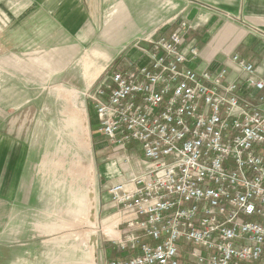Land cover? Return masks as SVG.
<instances>
[{
	"label": "crops",
	"instance_id": "crops-1",
	"mask_svg": "<svg viewBox=\"0 0 264 264\" xmlns=\"http://www.w3.org/2000/svg\"><path fill=\"white\" fill-rule=\"evenodd\" d=\"M175 32L198 50L192 68L216 71L238 55L264 82V0H0V264H106L128 256L115 245L124 226L108 193L119 180V155L98 137L93 150L98 164L109 163L105 180L53 178L68 166L53 162V133L38 130L53 122V94L42 92L55 77L100 75L123 54L142 64L132 43ZM87 59L95 62L88 69ZM240 96L257 104L264 93ZM69 115L60 130L77 134L80 116ZM48 137L42 153L38 142ZM123 154L134 173L149 169L138 147Z\"/></svg>",
	"mask_w": 264,
	"mask_h": 264
},
{
	"label": "built area",
	"instance_id": "built-area-1",
	"mask_svg": "<svg viewBox=\"0 0 264 264\" xmlns=\"http://www.w3.org/2000/svg\"><path fill=\"white\" fill-rule=\"evenodd\" d=\"M143 43L142 64L124 61L87 95L97 136L119 155L108 193L128 256L106 264H264V97L240 96L264 82L238 55L192 68L198 50L176 32ZM133 146L143 174L123 154Z\"/></svg>",
	"mask_w": 264,
	"mask_h": 264
},
{
	"label": "rangeland",
	"instance_id": "rangeland-1",
	"mask_svg": "<svg viewBox=\"0 0 264 264\" xmlns=\"http://www.w3.org/2000/svg\"><path fill=\"white\" fill-rule=\"evenodd\" d=\"M150 37V36H148ZM148 37H142L138 39L136 42L132 43L129 46V50L136 51L137 47L145 46V43H143V40ZM159 37V36H158ZM125 54L120 56L119 61L115 63H110V65L107 66V68H104V70L100 73V75H90L87 77L88 74H92V71L87 70V74L82 76H76V77H69L68 81H60V77H55L53 80V85L48 86L47 90L44 93L45 97H48L53 94L54 103L53 108H48L47 111L51 110L53 114V122L52 127H43L38 128L39 131H51L53 134L50 136H53L55 139L51 146V154L52 159L54 163H61L64 161L65 164L68 166V174L62 172L53 173V178H68V179H88L91 181L96 180H105V174L104 170L106 169L105 166L109 163L98 164V162L95 159V152L94 148L97 147L99 142L101 140L98 138L95 125H96V119H95V112L93 110V106L91 104V101L87 98L88 94H92L96 88L97 83L101 78L105 76L109 71L115 69L118 65H121L124 63V61H129V59L124 60ZM81 63L85 64V67L90 66V63H94L93 60L87 59L85 61H81ZM82 66V65H81ZM59 82V84H58ZM64 82V83H63ZM64 84V85H63ZM69 84V85H67ZM60 92L63 94V98L65 99L66 103L63 105V114L59 110L60 102ZM62 98V97H61ZM57 103H56V101ZM64 101V102H65ZM69 114H78L80 116V132L77 134H70V130H60V123L61 121H64L66 123L69 119ZM72 133V132H71ZM49 136V137H50ZM40 140L38 143L39 148H41V152L43 153L44 147H46V143L49 140ZM45 145V146H44ZM61 149L63 150V153H65L62 157H56V154L61 153ZM113 156V155H112ZM44 157V156H43ZM41 158L40 160H43L44 158ZM104 160V159H103ZM102 160V161H103ZM99 165L101 167H99ZM118 167V166H117ZM79 169V170H77ZM83 170V172L81 171ZM104 174V176H103ZM84 175V176H83ZM58 176V177H56ZM83 176V177H82Z\"/></svg>",
	"mask_w": 264,
	"mask_h": 264
},
{
	"label": "trees",
	"instance_id": "trees-1",
	"mask_svg": "<svg viewBox=\"0 0 264 264\" xmlns=\"http://www.w3.org/2000/svg\"><path fill=\"white\" fill-rule=\"evenodd\" d=\"M119 61V59H117L116 61H115V63H117Z\"/></svg>",
	"mask_w": 264,
	"mask_h": 264
},
{
	"label": "bare ground",
	"instance_id": "bare-ground-1",
	"mask_svg": "<svg viewBox=\"0 0 264 264\" xmlns=\"http://www.w3.org/2000/svg\"><path fill=\"white\" fill-rule=\"evenodd\" d=\"M118 170V169H117Z\"/></svg>",
	"mask_w": 264,
	"mask_h": 264
}]
</instances>
